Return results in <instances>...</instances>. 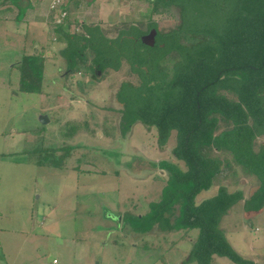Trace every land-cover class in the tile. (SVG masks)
<instances>
[{"label":"rangeland","instance_id":"1","mask_svg":"<svg viewBox=\"0 0 264 264\" xmlns=\"http://www.w3.org/2000/svg\"><path fill=\"white\" fill-rule=\"evenodd\" d=\"M69 1L89 8L59 26L69 34L86 24L115 40L131 27L146 31L154 23L169 32L180 24L174 6L150 14L154 0ZM31 32L0 20V264H200L191 258L200 229L133 230L134 219L162 199L158 174L167 173L151 164L167 159L177 138L158 151L157 132L142 123L122 135L116 95L123 82L139 83L131 66L122 59L117 71L93 73L90 50L88 63L71 66L62 35L36 40ZM26 57L43 61L41 93L19 91ZM64 149L71 150L64 164L50 165ZM224 186L243 194L221 221L225 239L243 259L264 264V209H244L258 186L245 178ZM210 264L236 263L216 255Z\"/></svg>","mask_w":264,"mask_h":264},{"label":"trees","instance_id":"2","mask_svg":"<svg viewBox=\"0 0 264 264\" xmlns=\"http://www.w3.org/2000/svg\"><path fill=\"white\" fill-rule=\"evenodd\" d=\"M174 6L180 24L159 31L155 48L138 38L144 31L131 27L109 40L98 26L83 25L75 34L58 27L67 42L62 55L71 63H88L91 72L108 67L116 71L123 61L139 83L123 82L116 98L122 105L121 133L127 135L142 123L155 129L159 147L176 134L172 155L178 163L153 164L167 173L162 199L147 216L136 217L133 230L150 233L200 229L191 258L210 264L214 256L236 264H256L238 255L220 229L223 217L243 200L229 193L224 182L238 186L245 178L258 188L245 202V212L264 209V0H154L150 14H164ZM27 67L20 92L41 93L43 61L24 58ZM70 67V66H69ZM71 73L79 69L69 70ZM50 150V165L61 167L71 150ZM160 179L161 177L158 176ZM219 186L213 198H197Z\"/></svg>","mask_w":264,"mask_h":264},{"label":"crops","instance_id":"3","mask_svg":"<svg viewBox=\"0 0 264 264\" xmlns=\"http://www.w3.org/2000/svg\"><path fill=\"white\" fill-rule=\"evenodd\" d=\"M53 1L54 0H0V20L5 23H16L18 25H21L22 28L28 31L29 30L32 31L31 33L33 36H36V40L38 38L39 39L44 38L45 36L49 40H56L57 38L56 33L60 25H56L54 21L56 13L52 12L51 10V4ZM64 1H65V10L68 12V18H67L68 21L66 20L61 26H64L70 20L73 21L76 17L78 18V16L80 17V14L84 13L85 9H89V8H85V9L84 8H70L71 7L70 1L69 0H64ZM74 15H77V16H74ZM63 30L65 29L63 28ZM172 137L170 138V140L172 139ZM163 148L165 147H159L157 143V146L154 147V150L160 151ZM174 148L175 146L171 148L170 152L167 154V159L165 158L162 161H171L173 163H178L172 155ZM153 164H158V162L157 163L153 162ZM134 167L136 168L135 164H134ZM161 172L166 173L163 171ZM158 175L159 177H161L159 181L162 183V185H165L166 179L163 177V174L161 175L159 173ZM218 188L219 186H213L209 191L203 192L197 198V204H201L204 201L209 200L213 198L214 196H216L218 193ZM213 189H216V191ZM213 191H215L216 193L214 194V196L211 193Z\"/></svg>","mask_w":264,"mask_h":264},{"label":"built area","instance_id":"4","mask_svg":"<svg viewBox=\"0 0 264 264\" xmlns=\"http://www.w3.org/2000/svg\"><path fill=\"white\" fill-rule=\"evenodd\" d=\"M52 12L56 13L55 24L62 25L68 18V12L65 10V2L62 0H54L51 4ZM56 264V261H54Z\"/></svg>","mask_w":264,"mask_h":264},{"label":"flooded vegetation","instance_id":"5","mask_svg":"<svg viewBox=\"0 0 264 264\" xmlns=\"http://www.w3.org/2000/svg\"><path fill=\"white\" fill-rule=\"evenodd\" d=\"M153 30H156L157 31V29H155V28H148L146 31H144L138 38H135L134 36H130L129 38L131 39V40H135L136 42H140L141 44H143V40L145 39L146 41L148 40L146 37H148L150 34H151V32L153 31ZM159 32L157 31V34H156V36H155V45L153 46V47H151V48H155V46H156V44H157V38H158V34ZM144 45V44H143ZM144 47H148V46H145L144 45ZM150 48V47H149ZM97 72L98 73H100L101 71H98L97 70Z\"/></svg>","mask_w":264,"mask_h":264},{"label":"water","instance_id":"6","mask_svg":"<svg viewBox=\"0 0 264 264\" xmlns=\"http://www.w3.org/2000/svg\"><path fill=\"white\" fill-rule=\"evenodd\" d=\"M156 34H157V31L153 30L151 32V34L148 37H146L148 40L147 41L145 39L143 40L144 41L143 44L145 46H148V47H153L155 45V36H156ZM44 120H46V118L42 119V121H44Z\"/></svg>","mask_w":264,"mask_h":264}]
</instances>
